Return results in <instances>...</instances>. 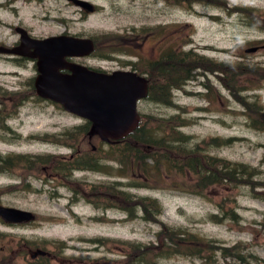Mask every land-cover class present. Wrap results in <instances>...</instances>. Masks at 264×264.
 Listing matches in <instances>:
<instances>
[{"label":"rangeland","instance_id":"374dc122","mask_svg":"<svg viewBox=\"0 0 264 264\" xmlns=\"http://www.w3.org/2000/svg\"><path fill=\"white\" fill-rule=\"evenodd\" d=\"M222 1L231 7L241 6L255 15L264 16V0ZM100 4L98 12L86 15L81 22L75 23V30L87 33L80 35L101 38L98 40L101 43L99 52L84 58L86 64L106 71L121 69L129 55H120L118 51L154 57L159 54L157 49L160 48L158 42L161 37L165 41L162 47L166 40L169 44L171 37L176 41L182 37L186 40V48H193L203 59L242 58L258 62L260 69L264 70V19L259 20L261 26L251 25L250 13H247L244 22L238 11L223 6L221 0H158L157 3L153 0H105ZM51 9L55 10V15L70 18L72 23L80 16L73 12L74 7ZM36 11L39 12V8L36 7ZM240 13L244 17V12ZM46 24L43 30L50 32L60 31L63 27L53 20ZM131 32L140 33L142 37L138 40L132 37ZM148 32H153L151 39L142 43L144 34ZM106 34H123V39L116 40L119 45L115 46L116 49L111 47L114 38H107ZM155 34H158L157 38ZM37 35L45 37L54 34ZM15 38L12 34H0V39L7 42ZM252 46L260 48L254 52L246 51ZM103 53L109 58H105ZM199 65L198 77L171 91L173 103L142 101L141 110L152 118L158 117L162 125L180 112L182 117L190 120L182 128L183 132L197 136L199 145L195 149L202 153L204 144L211 137H217L218 141L232 138L230 144L214 147L208 154L255 166L257 184L222 183L202 188L195 184L194 172L180 168L173 173L163 168L157 174L149 171L145 178L132 173V180L140 186L135 189L130 187V191L157 198V204L163 209L158 218L144 220L141 217L130 219L127 210L115 205L112 198V203H109L105 194L91 201L82 193V189L91 190L99 185L93 184L95 182L107 179L127 181V178L120 179L92 170H80L64 178L58 176V171L62 169L55 167V170L45 164L42 172L22 168L21 165L11 171L0 170V204L30 209L37 216L32 224L7 225L0 220V256L12 257L18 263L36 260L31 257V247L24 243L28 237L32 242L46 244L48 255L43 261L50 264H122L129 255L136 254L139 247L131 252L134 246L159 244L163 239L164 225H167L204 234L225 246L241 242L253 254L247 253L248 261L219 255L217 264H264V130L248 125L255 121L256 125L264 126V119L251 121L249 116L244 115L247 106L252 111L248 104L250 97L255 103L264 105V71L241 78L238 76L237 89L241 93L235 97L228 89L222 69ZM10 70L14 69L0 63V87L13 89L21 86V79L29 73L22 70L21 76H15L14 73H7ZM4 78L14 79L17 84L2 85ZM9 89H0V103L10 107L18 102L20 107L16 109L15 105L10 111L0 105V113L2 120L20 134L0 129V153L71 154V147L62 143L57 145L52 139L49 142L41 135L85 122L51 102H26V93L21 98L13 96ZM176 101L183 109H176ZM14 113L15 118L9 119ZM89 143V139L82 141V144ZM91 143L88 147L90 152L93 151V144L99 143V148L105 146L98 137L91 139ZM114 173L115 169L111 170V174ZM74 181L79 183L74 185ZM50 191L52 194L48 195ZM95 192L102 193V190L97 186ZM126 205L133 208L132 203ZM227 208H232L235 215L223 213L222 210ZM182 252L166 251V255L155 261L157 264H211L205 263L203 258L191 256L188 251Z\"/></svg>","mask_w":264,"mask_h":264},{"label":"trees","instance_id":"16d2710c","mask_svg":"<svg viewBox=\"0 0 264 264\" xmlns=\"http://www.w3.org/2000/svg\"><path fill=\"white\" fill-rule=\"evenodd\" d=\"M168 1V0H167ZM185 1V0H181ZM206 1V0H195ZM223 6L238 11L242 19L245 21L247 13H250V24L261 26L259 20L264 19L263 14L254 13L245 10L241 6L231 7L221 0ZM240 12H244V17ZM237 13V12H236ZM258 28V27H257ZM105 37L114 38V43L111 47L116 49L119 46L116 40L123 39V34H106ZM132 37L140 39L141 34H134ZM97 40L96 53L99 52L101 43ZM184 41V43H182ZM184 38H179L177 41L171 37L169 44L166 40L165 45L159 48L162 56L150 60V62L142 67L148 69L150 79L149 99L156 102H170L171 91L175 88H181L191 78L196 77L199 73L200 63L205 65L208 69H222L225 80L228 84V89L235 97H239L240 91L237 89V77L241 78L245 75L258 74L263 72L260 69L258 62L246 59H223L211 60L203 59L200 57L193 48H186L187 44ZM255 42L260 41L254 40ZM106 58L107 54L103 53ZM134 65L140 69L139 62ZM259 76L258 78H261ZM163 78V79H161ZM161 81L164 83L161 84ZM172 85H168L169 83ZM240 82V80H239ZM248 85V83H245ZM241 98V96H240ZM249 106H247V113H250V120L264 119L263 104L255 103L253 98L250 97ZM15 104H11V108ZM190 120L182 117L180 113L173 115L167 120V123L162 125L158 117H151L146 113L141 121L139 128L130 135L110 143L104 144L100 147L96 143V149L92 152L88 151L91 145L82 144V141L88 139L87 132L89 123L85 122L81 125L66 127L59 132L45 133L41 138L47 140L52 139L53 142L62 143L65 146L72 148V153L69 155H32V154H15V153H0V170H13L16 166L21 165L22 168L39 169L42 172L43 165H51L52 168L59 167L62 169L58 171V176L69 178L75 170L89 169L98 171L106 175L111 174V170L115 169V173L109 176H115L120 179L127 178V181L114 179H107L106 181H99L93 184L91 190L82 189V193L91 201H96L94 197L101 198L104 194L109 203H112L111 198L114 199L115 205H120L127 210L129 218L142 217L144 220L155 219L160 215L163 209L157 204L158 200L149 195H141L136 192H131V189L139 187L140 184L132 180L131 174L139 177H147L148 172L157 174L161 168L169 169L172 173L177 169H185L194 172L195 184L205 188L211 184L227 185H251L257 184L256 168L252 165L243 162L232 161L230 159L218 158L208 154L209 152H200L195 149L199 145L198 141L192 134L183 132L182 126L187 124ZM162 125V127H161ZM3 125V120L0 117V127ZM230 140L224 138V143ZM214 142L209 143V148L214 145ZM78 148H76V146ZM190 148H189V147ZM104 149V153L102 150ZM203 156L200 157L199 154ZM109 161H113L111 164ZM56 170V169H55ZM130 170V171H129ZM62 173V174H61ZM71 179V178H70ZM68 179V180H70ZM74 185L79 182L74 181ZM73 185V186H74ZM92 184H90L91 186ZM99 186L102 193L95 192V188ZM35 190L42 191L41 188ZM75 191V189H74ZM49 193H52L51 191ZM132 203L133 208H129L126 204ZM232 216L235 211L232 208L222 210ZM162 238L157 245L150 243L144 245H136L131 252L138 250L135 255H129L127 261L122 264H157L155 259L166 255V251H183L193 257L203 258L205 263L217 264L219 263V255L227 257H236L243 260H249L247 253L248 248L241 242H237L232 246H225L219 244L214 239L200 233L192 232L181 227H168L164 225ZM148 248L151 250L145 251Z\"/></svg>","mask_w":264,"mask_h":264},{"label":"water","instance_id":"95a60500","mask_svg":"<svg viewBox=\"0 0 264 264\" xmlns=\"http://www.w3.org/2000/svg\"><path fill=\"white\" fill-rule=\"evenodd\" d=\"M34 44L39 69L35 81L38 94L91 120L90 136L98 134L103 140L118 139L137 126V100L148 92L145 77L134 71L99 72L66 59L67 56L90 54L94 49L90 38L59 35L34 39ZM0 50L17 51L1 47ZM61 68H67L71 73H64ZM0 214L12 222L32 216L29 211L2 205Z\"/></svg>","mask_w":264,"mask_h":264},{"label":"flooded vegetation","instance_id":"af4514ba","mask_svg":"<svg viewBox=\"0 0 264 264\" xmlns=\"http://www.w3.org/2000/svg\"><path fill=\"white\" fill-rule=\"evenodd\" d=\"M82 1V2H81ZM83 1H90L94 6L99 5L103 0H0V34H12L16 38L11 42H0L1 45L14 46L21 43L20 34H84L82 30H75L76 21L80 22L86 12L82 9ZM74 7L73 11L80 14L73 22L65 15L53 14L52 7ZM39 8V12L36 11ZM57 21L63 25L62 30L50 32L43 30L47 21ZM72 29V30H71ZM12 63L15 70L23 69L29 72L25 76L26 81L34 80L36 62L29 55H16L0 53V63ZM17 73V72H16ZM15 73V75H17ZM32 73V75H30ZM31 76V78H30ZM3 82L7 85H15L14 79L4 78Z\"/></svg>","mask_w":264,"mask_h":264},{"label":"bare ground","instance_id":"6f19581e","mask_svg":"<svg viewBox=\"0 0 264 264\" xmlns=\"http://www.w3.org/2000/svg\"><path fill=\"white\" fill-rule=\"evenodd\" d=\"M161 215V214H160ZM159 217V215L156 217V218H158Z\"/></svg>","mask_w":264,"mask_h":264}]
</instances>
